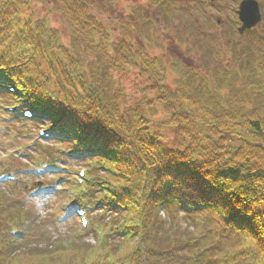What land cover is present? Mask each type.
I'll use <instances>...</instances> for the list:
<instances>
[{
    "label": "trees",
    "instance_id": "obj_1",
    "mask_svg": "<svg viewBox=\"0 0 264 264\" xmlns=\"http://www.w3.org/2000/svg\"><path fill=\"white\" fill-rule=\"evenodd\" d=\"M258 1L263 7L264 0ZM151 2L168 16L165 2ZM38 3L57 6L63 13L68 43L38 15ZM100 6L96 0H0V72L14 79L28 97H37L39 111L55 110L59 125L85 136L86 147L102 157L101 174L90 170L92 184L104 181L107 191L99 190V196L124 207L109 209L108 221L120 222L126 237L95 243L96 253L88 246L79 250L90 256H85L89 264H121L117 253H131L144 264H183L180 256L190 251L187 239L169 232L161 239L156 211L186 202L190 210H205V228L211 223L233 228L235 244L245 252V244L264 238L262 38L253 53L249 39L241 44L239 57L245 58H236V66L227 65L215 74L209 86L202 74L176 61L172 65L180 77L170 88L164 66L132 43L144 21L140 10L118 20L123 38L96 19L93 11ZM233 45L236 49L237 43ZM87 54L93 58L86 60ZM114 71L145 76L135 83L133 102L123 83L112 79ZM169 134L176 141L173 146L166 143ZM40 248L31 249L44 252ZM71 248L49 252L59 259L61 251L66 255ZM198 249H191L196 264L214 255L211 246L201 253ZM245 255L249 264H261L259 254Z\"/></svg>",
    "mask_w": 264,
    "mask_h": 264
},
{
    "label": "rangeland",
    "instance_id": "obj_2",
    "mask_svg": "<svg viewBox=\"0 0 264 264\" xmlns=\"http://www.w3.org/2000/svg\"><path fill=\"white\" fill-rule=\"evenodd\" d=\"M151 1L96 0L101 6L94 9L93 12L96 19L102 23L101 25H106L111 34L119 36L122 33L118 26V20H124L125 17L131 16V13H136L139 9L144 21L141 26L139 25L140 33L137 32L136 35H133L132 43L134 46L139 45L143 52L145 51V54L151 59L153 58L158 63H161L158 66H164L165 83L170 88L174 86L173 81H176L180 77L177 70L174 69L176 67L172 65L176 61L180 65L189 66L201 73L206 80L208 79L209 86V81L212 83L216 79L215 74L218 75L226 69L227 65L234 63V60L239 58L238 55L241 50L235 49L233 43L238 40L235 30L236 14L234 10L240 0H174L177 6L176 9H174L171 0H160L168 4V8L174 12V18L170 11H167L169 14L167 17H164L160 8ZM31 2L35 3V0H31ZM66 3L65 6H68V2ZM38 6L40 8L38 15L46 18L47 23L51 26L50 28H56L61 37H63L64 43H68L70 38L69 28L67 27V21L63 17V13L58 12L55 9L57 6L52 4H49L48 8L44 6L40 7L39 3ZM60 7H62V4ZM260 13L262 14V23L255 27L253 33L242 37L250 39L255 45H258L260 42V38H257L258 34H262L263 37L261 38L264 41V6L260 7ZM134 31L131 30V33ZM122 37L125 38V35L122 34ZM239 43L243 44L244 40H240ZM220 50L222 56L219 57L218 52ZM88 55L85 56L86 60L93 58ZM244 56L245 54L239 58V61ZM111 75L112 79H117V82L121 81L123 83L128 92V100L133 102L136 95L134 91L135 83L137 84L138 79H145V76L143 78L136 77L133 72L124 75L123 71H114L111 72ZM237 79H242V77ZM165 107L168 108L167 106ZM162 111V109H158L156 114L161 115ZM34 122L24 120V122L17 123V127L11 125L10 128H4L7 124L0 122V153L8 157L6 160L0 161V169L16 177V183L8 182V186L12 191L6 194L11 197V200L0 202V237L4 235L3 238L6 239L11 228L13 231H17L14 227L19 224L18 218H22L23 223H25L24 219L26 218L29 222V228H27V232H23V238L16 239V243L21 248L18 247L15 251H21L22 248H25V251H27L34 247H41L40 249L45 252V250H52V245L55 246L60 243V246L68 248V245L72 243V248L74 245L77 248H71L72 251L70 249V253L66 255L67 251H61V253L63 252L62 256L57 260H62L66 256L68 257V264H89L85 256H88V258L90 256L81 250H85L88 246L96 253L94 245L97 242V233L91 231L93 224L89 228L88 226L85 228L76 227L73 230L64 232L56 229L54 221L49 218L37 223L39 217L36 216L33 209L36 206L35 202L42 198V196L38 197L34 194H43L50 180H57L58 191L62 193L56 203L70 202L71 198H74L72 191L76 193L80 191L78 189H82L78 187L80 184L75 180V171L83 165L85 167L86 163H89L90 160L87 158L67 157L65 154H67L66 146L68 145L58 140L53 142L42 140L41 148L35 146V149H32L35 140L39 139L36 129L34 131ZM166 143L169 146L176 144L172 134H169V139ZM55 148H57L56 151ZM40 149L44 150V152H39L38 150ZM59 149H65V154L60 155ZM36 166L43 168L44 173L38 175L32 174L30 172L32 171L31 167L36 168ZM64 174L68 175L67 180L59 181L60 176ZM98 212L87 210L88 220L89 223L92 221L98 225H102V222H104L103 227L99 228V231L102 230L101 233H104L103 229L105 230L108 214L105 213L98 219V214H96ZM156 212L159 220L158 233H160L161 239L164 238L165 232L174 230L175 233H182L187 242L190 241L191 237H194L197 238L199 246L205 247L206 245H210L214 254L221 247L222 249L219 253H223L226 247H230L231 249L232 245L229 244V239H224L217 235L215 237L214 233H212L215 227L213 223L209 224L210 226L207 229L205 228V222L203 226L192 225L190 219L184 216L182 212L175 210L169 212L167 209H159ZM33 217H36V219H33ZM195 218L204 219V215L198 214L195 215ZM21 230L23 228L18 231ZM215 241L217 242L214 245L213 242ZM80 248L81 250H79ZM132 249L129 246V250ZM44 252H40L39 250V253ZM36 253L35 251L34 254ZM231 253L235 252L231 249L229 254ZM117 258L120 263L122 262L121 264H142L141 260L138 259L139 257L131 253H128L127 256L121 253ZM239 260L240 263L238 264H245L242 259ZM18 264H32V262L21 259ZM218 264L221 263L218 262ZM246 264H249V262Z\"/></svg>",
    "mask_w": 264,
    "mask_h": 264
},
{
    "label": "snow or ice",
    "instance_id": "obj_3",
    "mask_svg": "<svg viewBox=\"0 0 264 264\" xmlns=\"http://www.w3.org/2000/svg\"><path fill=\"white\" fill-rule=\"evenodd\" d=\"M8 103H0V112L6 111ZM45 121H51L49 129L56 130L59 126L60 116L55 110L48 111L44 115ZM79 138V137H78ZM8 157L0 153V161L6 160ZM80 176H84V172L79 173ZM163 177V174H160ZM11 181L13 184L16 183L14 177L9 176L7 171L0 169V202L9 201L11 197L6 193L12 191L8 186V182ZM62 193L58 191L57 180H50L48 185L45 187L43 194L35 193L36 196L41 197L35 202L37 208L43 210L44 214L49 219L54 221L56 229L60 231H70L76 227H86L89 223L88 219H81L79 223L74 219L75 216H83L84 214L79 211V208L75 203H60L58 210L55 212L51 211L52 201L49 197L55 196L57 200ZM36 219V217H33ZM20 245L16 242H8L3 237H0V264H18L21 258L31 261L32 264H68V257H63L62 260H57L56 253L45 250L44 255H39V250L29 249L27 251H14ZM122 247V246H121ZM36 251L37 255H31L30 253ZM11 254V255H10ZM252 257L259 254L261 258V264H264V238L256 239L250 243L245 244V253Z\"/></svg>",
    "mask_w": 264,
    "mask_h": 264
},
{
    "label": "water",
    "instance_id": "obj_4",
    "mask_svg": "<svg viewBox=\"0 0 264 264\" xmlns=\"http://www.w3.org/2000/svg\"><path fill=\"white\" fill-rule=\"evenodd\" d=\"M258 3L255 0H243L239 8V17L242 22L240 32L255 26L261 19Z\"/></svg>",
    "mask_w": 264,
    "mask_h": 264
},
{
    "label": "clouds",
    "instance_id": "obj_5",
    "mask_svg": "<svg viewBox=\"0 0 264 264\" xmlns=\"http://www.w3.org/2000/svg\"><path fill=\"white\" fill-rule=\"evenodd\" d=\"M50 200L52 201L51 211L52 212L57 211L59 204L56 203V201H57L56 197L52 196L50 198ZM33 210H34L36 216L39 217V219L37 220V223H40V222H42L48 218V216L44 214L43 210L37 208L36 206ZM122 251H123V249H122ZM119 254H121V253H117V255H119ZM109 259L115 260V256H110Z\"/></svg>",
    "mask_w": 264,
    "mask_h": 264
}]
</instances>
